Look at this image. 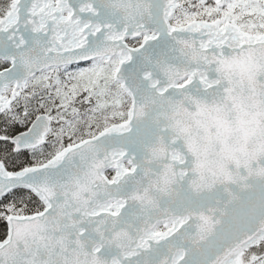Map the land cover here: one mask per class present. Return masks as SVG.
<instances>
[{"label":"snow or ice","instance_id":"snow-or-ice-1","mask_svg":"<svg viewBox=\"0 0 264 264\" xmlns=\"http://www.w3.org/2000/svg\"><path fill=\"white\" fill-rule=\"evenodd\" d=\"M0 264H264V0H0Z\"/></svg>","mask_w":264,"mask_h":264}]
</instances>
